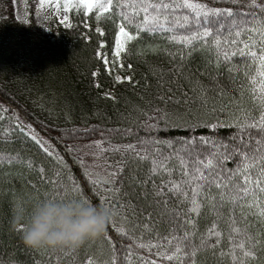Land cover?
Returning <instances> with one entry per match:
<instances>
[{
    "label": "trees",
    "instance_id": "trees-1",
    "mask_svg": "<svg viewBox=\"0 0 264 264\" xmlns=\"http://www.w3.org/2000/svg\"><path fill=\"white\" fill-rule=\"evenodd\" d=\"M37 2L27 0L28 22L23 23L15 15L13 0H0V155H19L10 163L0 159V264H93L88 260L89 256H99L101 249L108 253V246L99 240L82 245L75 253H69L67 249L26 246L20 238L21 233L15 230L17 226L13 227L14 214L20 210L21 204L28 209L42 199H53L57 192L63 196L65 187L71 190L76 185L77 193L69 191L68 199L83 192L93 204L100 205L99 196L104 193L98 192L92 181L97 179V173L103 175L113 171L116 162L124 160L122 180L124 191L130 193L126 198L131 201L130 219L133 222L146 221V212L141 215L140 210H151L149 200L141 194L143 186L133 184L132 180L133 177L143 180L151 165L150 162L133 160L131 155H122L123 146L148 137L177 144L185 138L201 136L229 141L236 128L226 125L211 130L203 123L197 125L193 119L188 120L189 126L165 127L161 122L158 129L149 131L142 127L141 122H153L149 119L155 115L153 109L165 104L164 100L158 99L161 96L172 98L167 101L169 109L195 111L197 105L192 100L186 77L191 74L206 84L212 82L206 71L205 55L194 52L185 61L184 72L177 73L174 69L179 57L174 61L170 53L176 52L180 46L170 43L163 33H142L127 44V54H121L126 68L124 74H129L131 79L117 81L104 60L95 55L99 50L108 59L113 58L116 25L122 22L113 11L97 18L99 9L85 13L82 8L75 7L78 1H74L69 8L68 24L53 17L45 29L35 17ZM207 2L214 7H243L231 0ZM97 27L102 29L103 35L96 31ZM101 41H104L103 48L100 47ZM149 45L156 50H145ZM233 63L242 61L237 56ZM220 72L222 75L217 79L231 89L228 72L224 67ZM244 103L250 106L247 93ZM17 118L24 126L23 132L16 126ZM27 125H31V130ZM29 131L42 140L53 155L36 144ZM97 140L101 141L99 146L94 143ZM110 145L120 150L109 151ZM159 147L164 155H168L167 145ZM101 148L103 153L94 155ZM169 166L178 168L177 160L172 159ZM228 167H232L231 161ZM171 178L179 179V172L174 169ZM152 179L159 185L161 180L167 181L169 175L160 174ZM147 188L150 190L152 184L149 183ZM168 198L172 205H176V197L169 193ZM132 206H135L136 215L131 214ZM192 215L196 217V237L216 219L208 208L199 215ZM150 223L161 232H166L169 227L159 222L155 215ZM219 228L224 231L222 242L226 246L227 209L219 221ZM106 229L121 252L131 243L116 232L111 222ZM143 256L145 260L156 259L158 264H166L154 252L144 250ZM198 260L200 264H218V258L208 251L199 253ZM119 264H123L122 259Z\"/></svg>",
    "mask_w": 264,
    "mask_h": 264
},
{
    "label": "snow or ice",
    "instance_id": "snow-or-ice-1",
    "mask_svg": "<svg viewBox=\"0 0 264 264\" xmlns=\"http://www.w3.org/2000/svg\"><path fill=\"white\" fill-rule=\"evenodd\" d=\"M231 2L243 7H214L207 0H78L75 4L85 13L99 9L97 18L111 10L122 21L116 25L118 30L112 49L117 61L122 53L127 54V44L142 33H163L170 43L180 46L176 52L170 53L174 61L179 57L174 69L177 73L184 72L185 61L194 52L205 55L206 71L212 82L206 84L191 74L186 77L193 94L192 100L197 105L195 111L169 109L167 101L172 98L161 96L158 99L164 100L165 104L154 108L155 115L149 117L153 122H141L142 127L149 131L158 129L161 122L165 127L189 126L188 120L193 119L197 125L203 123L211 130L234 126L236 133L229 141L201 136L185 138L177 144L148 137L140 138L136 144L123 146L122 155H131L133 160L150 162L151 165L143 180L136 177L132 180L133 184L143 186L141 194L149 200L151 210H140L141 215L146 212L147 220L133 222L130 219L131 201L126 199L130 193L123 188L125 161L121 160L116 162L115 170L103 175L97 173V179L92 183L98 192L104 193L99 196L100 205L112 210L110 222L116 232L127 237L131 243L121 252L105 228L101 235L86 239L75 248L58 249L75 253L82 245L99 240L108 246V253L101 249L99 256H89L88 260L93 264H119L121 259L123 264H133V261L135 264H158L156 259L145 260L144 250L154 252L166 264H200L198 255L204 251L217 257L218 264H264V0ZM70 7L72 0H64L65 11ZM130 28L134 30L130 31ZM96 31L104 34L99 27ZM103 46L104 41H101L100 47ZM145 50L156 49L149 45ZM95 55L101 57L105 65L108 64L107 56L101 51H96ZM237 56L242 63H233V58ZM221 67L229 74L231 89L221 85L217 79L222 75ZM121 79L129 80L131 77H116L117 81ZM246 93L250 106L244 103ZM16 126L24 131L19 118L16 119ZM26 127L31 130V125ZM5 131L10 132V129ZM28 134L45 152L53 155L42 140L31 131ZM94 143L99 146L101 141ZM161 144L167 145L170 150L168 155L163 154L159 147ZM112 150L120 149H113L110 145L109 151ZM103 151L101 148L94 155L99 156ZM18 158V154L0 155V159L9 163ZM172 159L177 160L178 168L169 166ZM229 161L232 167H228ZM27 163L31 167V162ZM174 169L179 172V179L171 178ZM40 171L43 172V169ZM160 174H168L169 179L161 180L157 185L152 178ZM149 183L152 184L150 190L147 188ZM77 190L76 185L71 190L65 187L63 196L57 192L53 199H68L69 191L77 193ZM169 193L176 197V205L183 207L172 205ZM74 198L91 202V198L83 192ZM204 208L214 213L216 219L196 237V217L192 214L199 215ZM132 209L131 214L136 215L135 206ZM225 209L226 246L222 242L224 231L219 228ZM20 210L26 213L28 209L21 204ZM154 215L159 222L169 225L166 232L152 226L150 222ZM15 230L21 233L23 224Z\"/></svg>",
    "mask_w": 264,
    "mask_h": 264
},
{
    "label": "clouds",
    "instance_id": "clouds-1",
    "mask_svg": "<svg viewBox=\"0 0 264 264\" xmlns=\"http://www.w3.org/2000/svg\"><path fill=\"white\" fill-rule=\"evenodd\" d=\"M111 211L78 198L42 199L27 212L17 210L13 227L23 224L20 234L28 247L75 248L84 240L101 235Z\"/></svg>",
    "mask_w": 264,
    "mask_h": 264
},
{
    "label": "rangeland",
    "instance_id": "rangeland-1",
    "mask_svg": "<svg viewBox=\"0 0 264 264\" xmlns=\"http://www.w3.org/2000/svg\"><path fill=\"white\" fill-rule=\"evenodd\" d=\"M78 0H72V2ZM27 0H13L14 12L21 22H28L29 11L27 9ZM59 5V6H57ZM2 12V6L0 3V14ZM69 9L65 11L64 0H38L36 4L35 17L43 28L48 29L49 20L55 17L62 24L69 23ZM67 17V19H65ZM107 69L114 74L116 79L117 76L129 77V74H124L126 72L125 66L122 64V59L119 61L115 60L114 57L108 59ZM123 80V79H121Z\"/></svg>",
    "mask_w": 264,
    "mask_h": 264
}]
</instances>
